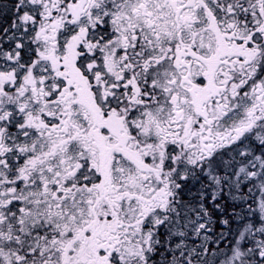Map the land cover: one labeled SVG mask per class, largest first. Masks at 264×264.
Wrapping results in <instances>:
<instances>
[{
  "label": "snow or ice",
  "instance_id": "obj_1",
  "mask_svg": "<svg viewBox=\"0 0 264 264\" xmlns=\"http://www.w3.org/2000/svg\"><path fill=\"white\" fill-rule=\"evenodd\" d=\"M0 264H264V0H0Z\"/></svg>",
  "mask_w": 264,
  "mask_h": 264
}]
</instances>
